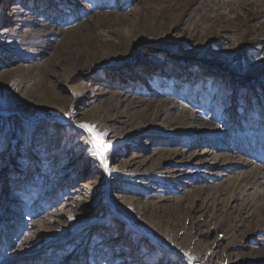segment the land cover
Here are the masks:
<instances>
[{
  "label": "rangeland",
  "instance_id": "obj_1",
  "mask_svg": "<svg viewBox=\"0 0 264 264\" xmlns=\"http://www.w3.org/2000/svg\"><path fill=\"white\" fill-rule=\"evenodd\" d=\"M0 264H264V0H0Z\"/></svg>",
  "mask_w": 264,
  "mask_h": 264
},
{
  "label": "snow or ice",
  "instance_id": "obj_2",
  "mask_svg": "<svg viewBox=\"0 0 264 264\" xmlns=\"http://www.w3.org/2000/svg\"><path fill=\"white\" fill-rule=\"evenodd\" d=\"M80 127L91 134L92 139L87 143L92 145V154L94 156H97L102 164H105V153L107 151V145L103 142V138L99 134H96L94 130L88 125H80Z\"/></svg>",
  "mask_w": 264,
  "mask_h": 264
},
{
  "label": "bare ground",
  "instance_id": "obj_3",
  "mask_svg": "<svg viewBox=\"0 0 264 264\" xmlns=\"http://www.w3.org/2000/svg\"><path fill=\"white\" fill-rule=\"evenodd\" d=\"M194 119V118H193ZM33 124L32 123H27V125H26V128H27V131L28 132H30L31 131V129H33ZM93 130H94V132L96 133V134H99L100 136L101 135H103V133H102V131H103V127H100L99 125H98V123H93L91 126H90ZM106 145H107V151H106V153H105V158H106V163L105 164H109V158H108V156H109V154H111V153H113L114 152V150H115V147H116V145H117V141H115V140H111V141H107L106 142ZM103 169V171L106 173V174H109V172H108V170H106V168L104 169V167H102ZM258 173V172H257ZM258 175V174H257ZM259 175H260V173H259ZM261 176V175H260ZM119 180H121L120 178H114V180L113 181H119Z\"/></svg>",
  "mask_w": 264,
  "mask_h": 264
}]
</instances>
